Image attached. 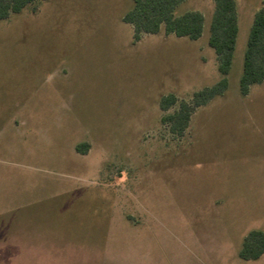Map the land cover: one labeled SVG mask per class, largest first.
I'll return each mask as SVG.
<instances>
[{
    "label": "rangeland",
    "instance_id": "374dc122",
    "mask_svg": "<svg viewBox=\"0 0 264 264\" xmlns=\"http://www.w3.org/2000/svg\"><path fill=\"white\" fill-rule=\"evenodd\" d=\"M236 3L229 89L183 137L162 117L221 79L214 0L176 11L204 16L197 41L135 43L131 0H45L0 21V264H264L239 257L264 230V83L239 91L264 0Z\"/></svg>",
    "mask_w": 264,
    "mask_h": 264
},
{
    "label": "trees",
    "instance_id": "16d2710c",
    "mask_svg": "<svg viewBox=\"0 0 264 264\" xmlns=\"http://www.w3.org/2000/svg\"><path fill=\"white\" fill-rule=\"evenodd\" d=\"M45 0H0V21L29 10L36 13ZM187 0H131L132 8L123 21L134 29V41L138 43L144 35H157L161 31L168 36L201 39L205 18L199 12L176 13ZM239 35V15L236 0H214V14L209 29V46L214 50L220 81L193 94L190 102L182 101L179 109L165 114L162 122L169 126L173 135L183 137L190 126L195 111L206 106L229 89L228 76L231 73ZM264 83V9L254 16L244 57L243 71L239 83L242 96H247L251 87ZM178 103L174 94L164 96L160 109L168 112ZM80 149V146L77 147ZM264 256V230L251 231L244 239L239 257L244 261H257Z\"/></svg>",
    "mask_w": 264,
    "mask_h": 264
},
{
    "label": "crops",
    "instance_id": "0c3cea01",
    "mask_svg": "<svg viewBox=\"0 0 264 264\" xmlns=\"http://www.w3.org/2000/svg\"><path fill=\"white\" fill-rule=\"evenodd\" d=\"M225 95H226V94H225ZM225 95H224V96H225ZM224 96H221V97H224ZM218 98H220V97H218ZM218 98H216V99H218ZM216 99H215V100H216ZM215 100H213L212 102H214ZM212 102H210V103H212ZM210 103H209V104H210ZM207 105H208V104H207ZM203 107H204V106H203Z\"/></svg>",
    "mask_w": 264,
    "mask_h": 264
}]
</instances>
